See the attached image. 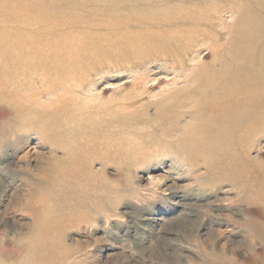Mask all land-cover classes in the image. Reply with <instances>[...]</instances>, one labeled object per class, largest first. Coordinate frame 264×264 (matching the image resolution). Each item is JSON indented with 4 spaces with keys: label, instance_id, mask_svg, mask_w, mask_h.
Returning <instances> with one entry per match:
<instances>
[{
    "label": "rangeland",
    "instance_id": "rangeland-1",
    "mask_svg": "<svg viewBox=\"0 0 264 264\" xmlns=\"http://www.w3.org/2000/svg\"><path fill=\"white\" fill-rule=\"evenodd\" d=\"M262 5L0 0V264H264V127L220 153L154 105Z\"/></svg>",
    "mask_w": 264,
    "mask_h": 264
},
{
    "label": "bare ground",
    "instance_id": "bare-ground-1",
    "mask_svg": "<svg viewBox=\"0 0 264 264\" xmlns=\"http://www.w3.org/2000/svg\"><path fill=\"white\" fill-rule=\"evenodd\" d=\"M260 7L264 8V5ZM211 26H214V22ZM223 33L224 41L220 42L219 37L216 36L208 46L211 54L208 62L193 67L185 76L182 88L176 89L163 101L154 102L156 106L168 102L166 105L173 107L170 112L158 115L160 120L158 123L161 125H158L157 129L162 136L176 137L177 142H193L204 148H220V153L228 146L246 144L250 138L257 140L259 135L255 137L256 134L264 127V17L262 14L251 18L240 17L238 23L229 26L218 36L223 37ZM198 35L205 34L199 31L193 38L188 39L185 45H193L200 37ZM107 36L115 42L125 40L124 35L117 33H110ZM148 37L153 39L154 35L149 33ZM137 38L142 40L141 37ZM28 73L30 74V69ZM37 76L40 79L41 76ZM57 83H59L58 79L50 89L40 91L39 95L49 94L54 90L53 86L59 88ZM52 103L51 101L49 104ZM184 116L187 121L186 124L181 125Z\"/></svg>",
    "mask_w": 264,
    "mask_h": 264
}]
</instances>
